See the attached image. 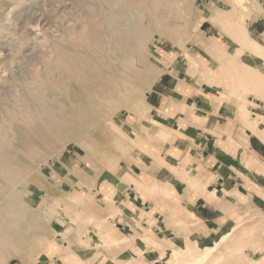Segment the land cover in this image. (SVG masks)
I'll list each match as a JSON object with an SVG mask.
<instances>
[{"label":"rangeland","instance_id":"1","mask_svg":"<svg viewBox=\"0 0 264 264\" xmlns=\"http://www.w3.org/2000/svg\"><path fill=\"white\" fill-rule=\"evenodd\" d=\"M208 1L209 0H130V5L134 10L128 11L129 15L122 14L118 16L122 17V23L124 24L127 23L129 18H131L132 24L130 26L134 29L135 12L141 9L145 10V12L147 11L146 18L141 20L142 22H139V24L142 23L143 26L146 27L147 33L144 39L142 38L141 40L140 37L138 38V34L134 33L135 35L132 41L133 46L128 51L131 53H128L127 51V53H124L119 49L113 53L108 49L109 46L107 44L108 41L106 37L99 34L98 32V29L102 28V26L89 24V20H87L86 17L82 15V13L80 14V7L82 8L83 6V1L81 0H68L67 2L70 5L68 3H66L67 5L65 3L61 4L62 0H13L11 2L10 0H0V77H2V80H5L10 76L9 74L14 68V64H17L20 61V63L23 64L21 67L26 66L28 69L29 67L24 64V62L29 61L27 64H31L30 66L35 65L32 66L33 68L31 67L34 70L33 72L36 73V75L38 73L40 74L39 69H41V67H43L45 64V60L42 57L49 58L51 56L50 58H52L54 56V53L51 51V40H48L47 38L49 36H51V38L57 37V40L61 41L62 44L69 45L70 53L77 57L73 59V65L76 64L75 66L79 70L81 69L80 77H78V75H70L66 71L63 73L64 70L61 68H53V75L51 74V78L49 80L42 78L39 79L40 86L43 87V89L50 91L51 95L55 94L58 99H61L60 101H63L68 105H74L75 107L77 106L76 108L71 107V110H69L66 114L68 116L65 115V124L63 123V125L59 128L55 127L51 129L44 116H39L35 118V121L32 120L30 123H27L20 112H18L17 115L12 118V122L9 124L11 125V130L16 131L20 135H26L27 137H30V141H35L36 139V133L34 129L37 127L41 128L46 132V134L49 135L53 145L51 144L46 148L39 146L38 153L36 156H31L30 160L27 159L30 157V155L27 154L28 151H23L20 149L22 153H19V149H17L18 151L16 152V158H18L19 163H16L18 170L15 171H18L16 173H20L21 177L15 182L11 183V181L4 174L1 173L4 176L0 174V185H2L0 186V191H2L0 192V228L2 231V238L0 239V264H2V261L4 264H57L52 260L48 261L50 258L46 259L48 256L47 250L48 248L52 247H49L50 243L46 241L48 237H46V239L43 237L46 236L47 230H49L51 225L55 222L71 227V231L76 230L79 236L78 238L80 246H83L86 249H91L92 243L83 239V236L89 239V234L94 232L88 228L92 226L97 228L101 224V226L106 229L107 232L101 234V242L97 243L98 251L96 258L100 257L102 260L92 261L91 263L86 264H148L143 262V260L136 259L127 263H122L120 261L109 263L108 258H110L111 254H115V252H113L115 249L120 250L122 247H129L130 245V241L126 239L119 241L118 239L112 238V236H114L113 227L111 226L112 223L110 224L106 217L111 216L114 218L116 216V209L113 208V213H109L107 209L108 205H114V202L108 198V194L106 195V198H98L99 200H96L93 198V195L87 196L83 192L77 193L68 188V185L65 183H69L70 185H72V183L68 181L69 178L67 179V171L62 168V154L66 150H72L75 152L77 157L84 161L85 167L89 168V170H91L93 173L96 172L98 174L108 172L109 170L112 172L118 171L119 161H126L127 157H129V152L131 149H140L145 154L157 158V155H154L151 149L148 147L144 148V146H147L149 142L144 140L142 141L138 135H136L135 139H132L130 136H128L129 134H126L127 131H125V126L129 127V125H131L130 121H133L132 118L139 117V119H142L143 114L145 115V92L162 72L161 66L163 58L160 57L162 55L160 51L161 47L165 49H174L176 52H188V48L192 47V53L197 54V56H201V58L204 60L198 59V61H196L187 56L192 60L191 63L193 69L190 72L191 77L196 78L199 75V77H201L204 81L209 80L210 85H214L216 88L223 86V88L219 90L231 95L233 98H236L237 94H241V96L246 99L253 96L261 97L260 95L264 92V75H262L260 72L264 74V65L261 64V66H259V64L254 63L253 56L255 55L264 61V50L261 54H257L252 49L247 47L241 48V46L235 42L232 35L234 28L236 29L237 26H243L244 30L247 31V39H250L251 42L257 41L247 30V22L244 20V18L247 17L244 14L246 9L244 0H229V4L226 2L225 4L219 5V7L215 9L211 8L212 6ZM212 1L214 0H211V2ZM103 2L106 3L108 7L106 4H103ZM120 2H122V0H94L97 9L99 11H103L104 13L105 10L108 12V10L112 9V7L114 8L113 10L118 11V13H123V10L120 8ZM111 3L113 6H111ZM178 3L180 4L179 6ZM60 4L62 6H60ZM157 4H160V8H158V10L156 9ZM149 6H152L155 12ZM72 7L76 8L73 9ZM66 10L69 12V15ZM207 10H210L209 16L211 18L205 15ZM78 11L79 15H77ZM180 11H184L183 14ZM9 13L13 14V18H8L7 14ZM189 13L191 17L189 16ZM77 16L79 18H77ZM80 16H83V18ZM171 16L176 20L170 18ZM41 17L49 22L47 30L45 31H40V26L36 24V20ZM70 17L72 22L69 20ZM204 17L209 19L215 26V30L209 32L207 35L202 32L203 29L199 28L200 23L205 19ZM212 17L217 18L218 21L213 20ZM168 18L171 20H168ZM76 19H79L77 23H75ZM170 21L173 22L170 23ZM27 22H29V25ZM50 23H52V25ZM172 23H174L176 26ZM74 24L84 28V30L82 28L81 31L82 37L78 38L77 35L68 33L65 34V32L62 31V28L65 26ZM173 26H175V28ZM227 26L228 28H226ZM24 27L26 28L24 29ZM90 29L95 31V33L91 36L88 35V31ZM50 31H54L55 33ZM27 32L29 34L33 33L34 35H37L38 39L33 43H26L23 40V37ZM52 33L55 36H53ZM210 34H215L219 38L212 39L209 37ZM63 35H65V38ZM196 37L198 38V41ZM135 39L139 41L138 47L135 46ZM259 43L264 45L262 42ZM204 44L213 48V52H209L207 49H205ZM43 51L45 53H42ZM7 54L12 57L7 58ZM110 56L114 58V61L112 62L114 65L112 67L108 66L110 63L108 60L110 59ZM102 59H104L106 62ZM202 61L205 62V64H203ZM124 62H127V65L124 64V67L122 68L121 65ZM229 62L230 64L227 65ZM96 64H98V67ZM195 65L197 67H195ZM256 65L259 67V70H257L258 67ZM128 69H130V71ZM211 69L215 71L214 75L218 77L217 79H214L213 74H211L213 73ZM207 71H210V73ZM105 73L107 75H104ZM125 74L131 78L129 80L126 79ZM139 75L141 77H139ZM74 78H76V80ZM133 79L138 81L135 82ZM72 80L75 81L72 82ZM117 81L119 82V85ZM199 82L201 83V80ZM16 83L19 84L17 85ZM16 83L13 84L12 82H6L5 84L7 88H16L18 91L21 90L19 88L24 89V85L22 83L21 86L19 81H16ZM121 83L125 85L122 86ZM58 84L61 90L63 89V91L59 92L57 90L56 92L53 90ZM83 84L85 86L87 85V87L83 86ZM120 84L122 86L121 88ZM131 85L133 86L131 87ZM17 86L20 87L17 88ZM119 89L122 90V92ZM78 95L79 97H77ZM77 98L79 103L77 102ZM107 100H109L108 103ZM114 101L116 103H114ZM2 102L5 101L2 100L0 105L3 104ZM240 109L243 111L241 115L244 119H251L252 116L255 117L252 115L249 108L243 109L241 107ZM260 111L263 112L264 109L259 108L254 112L258 113ZM105 118L106 120H104ZM34 122L37 123L35 124ZM17 125H20L22 128L19 127L17 129ZM29 125L33 127L31 128ZM25 127H29L31 130ZM139 139L141 141H138ZM20 161L22 162L20 163ZM157 161L160 167L165 166L171 171H175V169L169 166V163L165 162V160L161 159V157H159ZM22 171L25 173L23 174ZM20 180H24L25 183L24 181L22 183ZM184 180L189 182L193 188H198L201 183V181H198V179H190L188 177H185ZM147 182L148 181L142 178V182L140 183L148 186ZM18 184L19 186L17 187L16 185ZM156 185L157 184L154 183L153 192H150L149 194L151 200L163 199L167 204L171 203L173 201V197H165H169L171 195L170 191H165L164 188L159 187L161 190L164 189V191H160L159 189H156ZM13 189L14 191L16 189L17 195L19 196L15 195L16 192H13ZM157 190L160 192L158 193ZM11 193H13V197ZM22 193L25 194L23 195ZM159 195H161L162 198H159ZM9 197L11 200L7 199ZM21 198L23 200L22 202ZM53 200L54 202H52ZM44 202L46 203L44 204ZM9 204L10 208L8 206ZM16 207L19 208L17 209ZM173 208H167V211L171 213V215L181 216L180 219L183 221L177 224L169 223L168 227L173 232L177 228L180 229V232L178 231L179 237L182 238L180 235H187L192 229L197 230L199 227H201L198 221H195L189 216L184 218L183 214ZM24 209L25 211H23ZM46 214H48V216ZM9 215L12 216L10 217ZM23 215H26L27 217ZM46 217H48V219ZM17 218H20L21 221H19ZM18 221L21 222L20 225H18ZM234 222L235 226L228 234L214 237L207 236V238L203 240V244L200 246H191L189 243L184 245L183 239L177 241L179 244L175 243V245H172L169 243L167 250L169 253L172 252L173 255L170 262L163 261L161 264H262L260 259L264 256V214L255 216L250 212L243 213V216L237 218ZM31 225L33 227L35 226V230L32 229ZM39 234L40 236H38ZM39 237H41V239H37ZM83 240H85V242H83ZM144 240L148 242L149 245H152L153 243V241L148 240V238H145ZM5 241L10 244H4ZM43 242L45 244H43ZM110 243H114V245H111ZM13 246H17L18 248L16 249L19 251H15L16 249ZM67 263L71 264L73 262L68 261Z\"/></svg>","mask_w":264,"mask_h":264},{"label":"crops","instance_id":"2","mask_svg":"<svg viewBox=\"0 0 264 264\" xmlns=\"http://www.w3.org/2000/svg\"><path fill=\"white\" fill-rule=\"evenodd\" d=\"M226 2L229 4V0H214L210 2L211 8ZM244 2L247 30L253 38L264 43V0ZM199 28L205 35L215 30L209 19H204ZM209 37L219 38L215 34ZM160 51L162 72L145 92V115L142 119L132 118L131 125L125 126L126 134L132 139L138 135L142 141L149 142L144 148L151 149L157 158L140 149H131L127 160L119 161L118 171L98 174L85 167L84 161L72 150L62 154V168L72 183H65L68 188L87 196L93 195L96 200L106 198L108 194L114 202L107 209L109 213L116 209V216L106 217L112 223V238L126 239L130 245L115 249V254L108 258L109 263H127L135 259L148 264L170 262L173 253L167 250L169 243L175 245L183 239L184 245L200 246L207 236L228 234L235 226L234 221L243 213L264 214V111L254 112L264 109V92L261 97L246 99L237 94L233 98L219 90L223 86L216 88L199 75L191 77V59L204 60L192 53V47L188 52L163 47ZM253 57L254 63L264 65L263 60ZM211 71L217 79L215 71ZM241 107L249 108L255 117L244 119ZM159 157L175 171L160 167ZM126 175L139 182L144 178L148 181V188L140 190L133 182L127 184L124 181ZM185 177L198 179L200 186L191 187ZM154 183L170 191L171 195L165 197H173L174 202L167 204L163 199L151 200L149 192H153ZM173 207L183 213L184 218L189 216L198 221L201 227L179 237L180 229L173 232L168 227L169 223L183 221L181 216L167 211ZM88 229L94 232L89 234V239L85 236L83 239L92 243L91 249L80 246L76 230L71 231V227L62 223L52 224L46 233L49 247H52L48 248L46 259L57 264L101 261L100 257L96 258L97 243L101 242V234L107 231L101 224ZM145 238L153 241L152 245ZM260 261L264 264V256Z\"/></svg>","mask_w":264,"mask_h":264},{"label":"bare ground","instance_id":"3","mask_svg":"<svg viewBox=\"0 0 264 264\" xmlns=\"http://www.w3.org/2000/svg\"><path fill=\"white\" fill-rule=\"evenodd\" d=\"M6 1V0H5ZM11 1H13V0H10V2ZM60 1V0H59ZM68 0H62V3L61 4H66V3H68L67 2ZM76 1V0H75ZM80 1V0H79ZM81 1H83L82 2V4H83V6H82V8L80 7V10L79 11H81L80 12V14L82 13V15L84 16V17H86V19L87 20H89V24H95V25H100V26H102V28H100V29H98V32H99V34H101V35H103L104 37H106V39H107V41H108V46H109V51L110 52H115L117 49H119V50H122V52H124V53H127L130 49H131V47L133 46V44H132V41H133V37H134V33H136V34H138V38L140 37V40L143 38L144 39V37H145V35H146V33H147V29H146V27L145 26H143V24L141 23V24H139V22H142L141 20H143V19H145L146 18V12H145V10H143V9H141V10H137L136 12H135V22H134V29L130 26L131 24H132V22H131V18H129L128 20H127V23H122V21H123V19H122V17H120V16H118V15H122V14H128L129 12L128 11H133L134 9L131 7V5H130V0H122V2H120L121 4V9L123 10V13H118V11H115V10H113L114 8L112 7V9H110V10H108V12H106V10H105V13L103 12V11H99L98 9H97V6H96V4L94 3V0H81ZM101 1V0H100ZM102 1H104V0H102ZM109 1H111V0H109ZM70 2V1H69ZM73 2V1H72ZM107 2V1H106ZM169 2V1H168ZM208 2H211V0H209ZM56 3H57V1H56ZM109 3V2H108ZM5 4V3H4ZM59 4V3H58ZM60 4V6H62ZM69 4V3H68ZM77 4V3H76ZM103 4H106V3H104L103 2ZM170 4H171V2H170ZM67 5V4H66ZM70 5V4H69ZM74 5V4H73ZM107 5V4H106ZM143 5V4H142ZM176 5V4H175ZM180 4L178 3V6H179ZM59 6V7H60ZM103 6V5H102ZM111 6H113L112 5V3H111ZM107 7H108V5H107ZM144 7V6H143ZM152 10H153V8H152V6H149ZM172 7V6H171ZM61 8V7H60ZM63 8V7H62ZM73 9L74 8H76V7H72ZM158 8H160V4H157L156 5V9L158 10ZM145 9V8H144ZM69 10H70V8H69ZM72 10V9H71ZM101 10V9H100ZM151 10V11H152ZM161 10H162V8H161ZM175 10H177V9H175ZM1 11V10H0ZM79 11H78V14L77 15H79ZM154 11V10H153ZM210 10H207L206 11V13H205V15L208 17L209 16V12ZM46 12H47V10H46ZM66 12H67V10H66ZM155 12V11H154ZM153 12V13H154ZM160 12V11H159ZM165 12V11H164ZM180 12H182V11H180ZM184 12V11H183ZM183 12H182V14H183ZM49 13V12H48ZM68 13V15H69V12H67ZM66 13V14H67ZM72 13V12H71ZM70 13V14H71ZM152 13V12H151ZM150 13V14H151ZM166 13V12H165ZM21 14V13H20ZM65 14V13H64ZM160 14V13H159ZM162 14V13H161ZM168 15H170L169 13H167ZM175 14V13H174ZM73 15V14H72ZM129 15V14H128ZM149 15V14H148ZM7 16H8V18L10 19V18H13V14L12 13H9V14H7ZM17 16V15H16ZM16 16H15V18H16ZM52 16V15H51ZM83 16H80V17H82L83 18ZM160 16V15H159ZM162 16V15H161ZM166 16V15H165ZM164 16V17H165ZM173 16V15H172ZM172 16L170 17V18H172ZM176 16V15H175ZM189 16H190V13H189ZM46 17V16H45ZM74 17V16H73ZM153 17V16H152ZM191 17V16H190ZM210 17V16H209ZM76 18V17H75ZM77 18H79L78 16H77ZM81 18V19H82ZM154 18V17H153ZM160 18H162V17H160ZM170 18H168V20L170 19ZM205 18V17H204ZM211 18V17H210ZM17 19V18H16ZM15 19V20H16ZM74 19V18H73ZM85 19V18H84ZM163 19V18H162ZM172 19H174V18H172ZM181 19V18H180ZM183 19V18H182ZM206 19V18H205ZM212 19L213 20H215V21H218V19L217 18H214V17H212ZM69 20H71V17H70V19ZM164 20H166V19H164ZM167 20V21H168ZM171 20V19H170ZM174 20H176V19H174ZM187 20H188V18H187ZM11 21V20H10ZM37 21V25H39L40 26V31H45V30H47V26L49 25V22L46 20V19H44L43 17H41V18H39V19H37L36 20ZM79 21V19H76V22L75 23H77ZM82 21V20H81ZM96 21V22H95ZM147 21V20H146ZM145 21V22H146ZM182 21H184V20H182ZM14 22V21H13ZM66 22V21H65ZM71 22H72V20H71ZM83 22V21H82ZM81 22V23H82ZM125 22V21H124ZM144 22V23H145ZM149 22V21H148ZM171 22H173V21H170V23ZM29 22H27V24H28ZM67 23H69V22H67ZM80 23V22H79ZM78 23V24H79ZM20 24V23H19ZM27 24H26V26H27ZM51 25H52V23H50ZM172 24H174V23H172ZM171 24V25H172ZM178 24V23H177ZM189 24V23H188ZM29 25V24H28ZM55 25V24H54ZM86 25H88V24H86ZM175 25V24H174ZM17 26V25H16ZM20 26V25H19ZM168 26H170V25H168ZM176 26V25H175ZM175 26H173L174 28H175ZM88 27V26H87ZM164 27H165V25H164ZM181 27V26H180ZM183 27H184V25H183ZM182 27V28H183ZM192 27V26H191ZM26 27H24V29H25ZM82 28L83 27H81V26H78L77 24H74V25H67V26H65L64 28H62V31L63 32H65V34H74V35H77V37L78 38H80V37H82V34H81V31H82ZM149 28V27H148ZM172 28V27H171ZM226 28H228V26L226 27ZM184 29V28H183ZM83 30H84V28H83ZM151 31V30H150ZM179 31V30H178ZM20 32V31H19ZM18 32V33H19ZM39 32V31H38ZM48 32V31H47ZM50 32H54V31H50ZM57 32V31H56ZM158 32V31H157ZM160 32V31H159ZM162 32V31H161ZM23 33V32H22ZM35 33V32H34ZM46 33V32H45ZM55 33V32H54ZM95 33V31L93 30V29H90L89 31H88V35L89 36H91V35H93ZM97 33V32H96ZM163 33V32H162ZM39 34V33H38ZM51 34V33H50ZM53 34V33H52ZM193 34V33H192ZM48 35V34H47ZM47 35H46V37H47ZM186 35H187V33H186ZM191 35V34H190ZM232 35H233V38H234V40H235V42L239 45V46H241V48H245V47H247V48H249V49H252L254 52H256L257 54H261L262 52H263V50H264V45H262L261 43H259V42H255V41H252L251 42V40L250 39H247V31L246 30H244V28H243V26H237V28L235 29H233V31H232ZM53 36H55L54 34H53ZM63 37L65 38V35H63ZM195 37V36H194ZM199 37V36H198ZM48 38V40L50 39L51 41V51L54 53V56L52 57V58H46V57H42V58H44V60H45V64H44V66L43 67H41V69H39L40 70V74L38 73L37 75H36V73H34L33 71V67L32 66H35V65H32V66H30L31 64H27V62H29V61H25L24 62V64H26L28 67H29V69L26 67H21V65H23V64H21L20 62V64L19 63H17V64H14V68L10 71V76L9 77H7L5 80H2L1 78L2 77H0V102L2 101V100H4L5 102H2L3 104H1L0 105V125H1V131H0V174L2 173V174H4L10 181H11V183H13V182H15L18 178H20L21 177V174L20 173H16V172H18V171H15V170H18V168H17V165H16V163L18 162L19 163V161H18V158H16V155H17V149H19V153L21 152L20 151V149L21 150H23V151H28V155H30V157H28L27 159H29L30 160V158H31V156H36V154L38 153V148H39V146H42V147H44V148H46V147H49L51 144L53 145V143L51 142V139H50V137H49V135L48 134H46V132L45 131H43L41 128H35L34 130H35V133H36V139H35V141H30L29 140V138L30 137H27L26 135L24 136V135H20L19 133H17L16 131H14V130H11V125H9L12 121V118L15 116V115H17V113L18 112H20L21 114H22V116L24 117V119L26 120V122L27 123H30L32 120H34L35 121V118H37V117H39V116H44L45 118H46V122L49 124V127L51 128V129H53V128H59V127H61L62 125H63V123H64V121H65V119L66 118H64L65 117V115L68 113V111L69 110H71V107L72 108H76L74 105H68V104H66V103H64L63 101H60L61 99H58L57 97H56V95L54 94V95H51L50 94V91H47V90H45V89H43V87H41L40 86V84H39V79L40 78H42V79H45V80H49L50 78H51V74L53 73L52 72V70H53V68L54 69H59V68H61V69H63L62 71H63V73L66 71L68 74H70V75H78V77H80V75H81V72H80V70L75 66L76 64H74L73 65V63H72V61H73V59L74 58H77V57H75L73 54H71L70 53V47H69V45H67V44H62V42L61 41H59V40H57V37L56 38H54V37H52L51 38V36H49V37H47ZM73 38V37H72ZM71 38V39H72ZM187 38H188V36H187ZM197 38V37H196ZM201 38V37H200ZM199 38V39H200ZM38 39V37H37V35H34L33 33L31 34H29L28 32L26 33V35H24V37H23V40L26 42V43H33L35 40H37ZM39 39H40V37H39ZM78 40V39H77ZM136 40V39H135ZM192 40V39H191ZM15 41V40H14ZM74 41V40H73ZM189 41V40H188ZM193 41V40H192ZM197 41H198V38H197ZM48 42V41H47ZM136 42V47H138L139 46V41L138 40H136L135 41ZM191 42V41H190ZM25 43V44H26ZM77 43V42H76ZM106 44V43H105ZM79 45V44H78ZM206 44H204V47H205V49H207L209 52H213L212 50H213V48H211V47H208L207 45L205 46ZM11 46V45H10ZM21 46V45H20ZM19 46V47H20ZM50 46V45H49ZM61 46V47H60ZM73 46V45H72ZM80 46H81V44H80ZM84 46V45H83ZM107 46V47H108ZM214 46V45H213ZM106 47V48H107ZM86 48V47H85ZM215 48V47H214ZM17 49H18V47H17ZM74 49V48H73ZM72 49V50H73ZM216 49V48H215ZM214 49V50H215ZM47 51H48V49H47ZM51 51H50V53H51ZM68 51V52H67ZM75 51V50H74ZM78 51V50H77ZM96 51V50H95ZM127 51V52H126ZM49 52V51H48ZM71 52H73V51H71ZM76 52V51H75ZM86 52H87V50H86ZM90 52H93V51H90ZM96 52H98V51H96ZM107 52V51H106ZM109 52V53H110ZM42 53H45L44 51L42 52ZM47 53V52H46ZM81 53V52H80ZM89 53V52H88ZM108 53V54H109ZM128 53H131V52H128ZM15 54V53H14ZM98 54V53H97ZM13 55V54H12ZM103 55H104V53H103ZM176 55V54H175ZM3 56V55H2ZM99 56V55H98ZM12 56H10L9 54H7V58H11ZM95 57H96V55H95ZM100 57V56H99ZM109 57V56H108ZM125 57V56H124ZM30 58V57H29ZM46 58V59H45ZM103 58V57H102ZM5 59V58H4ZM23 59V58H22ZM39 59V58H38ZM97 59V58H96ZM42 60V59H41ZM102 60H104V59H102ZM109 61H110V63H109V65L108 66H110V67H112L114 64H112V62L114 61V58L112 57V56H110V59H108ZM105 61V60H104ZM32 62V61H31ZM44 62V61H43ZM77 62V61H76ZM88 62H89V60H88ZM92 62V61H91ZM94 62V61H93ZM106 62V61H105ZM116 62V61H115ZM203 62V61H202ZM117 63V62H116ZM127 62H124L121 66H122V68L124 67L123 65L124 64H126ZM34 64V63H33ZM40 64V63H39ZM78 64V63H77ZM118 64V63H117ZM135 64V63H134ZM203 64H205V62H203ZM230 64V62L229 63H227V65H229ZM15 65H16V67H15ZM37 65V64H36ZM97 65V67H98V64H96ZM127 65V64H126ZM79 66V65H78ZM134 66V65H133ZM32 67V68H31ZM91 67H92V64H91ZM195 67H197L196 65H195ZM117 68V67H116ZM115 68V69H116ZM60 69V70H61ZM97 69V68H96ZM102 69V68H101ZM127 69V68H126ZM136 69H138V68H136ZM38 70V69H37ZM37 70H36V72H37ZM38 70V71H39ZM107 70V69H106ZM125 70V69H124ZM129 71H130V69H128ZM141 70V69H140ZM0 71H1V68H0ZM118 71V70H117ZM116 71V72H117ZM143 71V70H142ZM132 73V72H131ZM145 73V72H144ZM66 74V73H65ZM119 74V73H118ZM143 74V73H142ZM53 75V74H52ZM63 75V74H62ZM104 75H107L106 73L104 74ZM114 75V74H113ZM135 75V74H134ZM133 75V76H134ZM140 75H141V73H140ZM139 75V77H141ZM56 76V75H55ZM110 76V75H109ZM112 76V75H111ZM125 76H126V79H130L131 77L130 76H127L126 74H125ZM138 77V78H139ZM77 78V77H76ZM76 78H74L75 80H76ZM114 78V77H113ZM119 78V77H118ZM122 78H123V75H122ZM149 79V78H148ZM75 80H72V82L73 81H75ZM97 80V79H96ZM95 80V81H96ZM122 80V79H121ZM134 80V79H133ZM145 80V79H144ZM144 80H142V81H144ZM16 81H19L20 82V86H21V83L24 85V89L23 88H19L18 86H17V88H19V89H23V91L21 92V90H16V88H7V86H6V82H8V83H10V82H12L13 84L14 83H16ZM54 81H55V78H54ZM89 81V80H88ZM93 81V80H92ZM91 81V82H92ZM116 81V80H115ZM120 81V80H119ZM135 81V80H134ZM138 81V80H137ZM137 81H135V82H137ZM118 82V81H117ZM117 82H116V84H117ZM123 82V81H122ZM125 83V82H124ZM144 83V82H143ZM146 83V82H145ZM17 84V83H16ZM19 84V83H18ZM17 84V85H18ZM69 84H70V82H69ZM79 84V83H78ZM87 84H89V83H87ZM122 84V83H121ZM121 84H120V88L123 86V85H125V84H122V86H121ZM147 84V83H146ZM97 85V84H96ZM99 85V84H98ZM118 85H119V82H118ZM118 85H116V86H118ZM148 85V84H147ZM69 86V85H68ZM83 86H85L84 84H83ZM108 86V85H107ZM130 86V85H129ZM133 85H131V87H132ZM134 86H135V84H134ZM85 87H87V85L85 86ZM105 87V86H104ZM109 87V86H108ZM126 87V86H125ZM137 87V86H136ZM69 88V87H68ZM115 88V87H114ZM117 88V87H116ZM142 88V87H141ZM146 88V87H145ZM85 89V88H84ZM83 89V90H84ZM90 89V88H89ZM96 89V88H95ZM53 90H55L56 92H57V90L59 91V92H61V91H63V89L61 90V88L59 87V84L57 85V86H55L54 87V89ZM68 90V89H67ZM97 90V89H96ZM120 90V89H119ZM119 90H117V91H119ZM126 90V89H125ZM141 90V89H140ZM139 90V91H140ZM149 90V89H148ZM65 91V90H64ZM69 91V90H68ZM86 91V90H85ZM114 91H115V89H114ZM121 92H122V90H120ZM100 92V91H99ZM116 92V91H115ZM127 92V91H126ZM141 92H142V90H141ZM67 93V92H66ZM86 93V92H85ZM120 93V92H119ZM129 93V92H128ZM135 93V92H134ZM68 94V93H67ZM79 94H81V93H79ZM84 94V93H83ZM108 94V93H107ZM122 94V93H121ZM129 94H131V93H129ZM141 94V93H140ZM88 95V94H87ZM91 95V94H90ZM110 95V94H109ZM82 96V95H81ZM93 96V95H92ZM100 96V95H99ZM123 96V95H122ZM124 96H125V94H124ZM127 96V95H126ZM133 96V95H132ZM131 96V97H132ZM69 97V96H68ZM77 97H79V95L77 96ZM82 97H84V96H82ZM95 97V96H94ZM114 97H116V96H114ZM118 97H119V95H118ZM117 97V98H118ZM100 98V97H99ZM108 98V97H107ZM71 99V98H70ZM80 99V98H79ZM110 99H112V98H110ZM109 99V100H110ZM119 99V98H118ZM75 100V99H74ZM81 100V99H80ZM84 100V99H83ZM98 100V99H97ZM96 100V101H97ZM109 100H107V103H108V101ZM115 100V99H114ZM117 100V99H116ZM72 101V100H71ZM93 101V100H92ZM120 101H121V99H120ZM70 102V101H69ZM74 102V101H73ZM77 102H78V98H77ZM85 102V101H84ZM98 102V101H97ZM100 102V101H99ZM111 102V101H110ZM113 102V101H112ZM71 103V102H70ZM75 103V102H74ZM79 103V102H78ZM114 103H116L115 101H114ZM110 104V103H109ZM85 105V104H84ZM84 108H85V106H84ZM243 108V107H242ZM75 111H76V109H75ZM84 111H85V109H84ZM72 112V111H71ZM81 112L83 113V111L81 110ZM85 113V112H84ZM88 113H91V112H88ZM96 113V112H95ZM102 114V113H101ZM71 115V114H70ZM80 115V114H79ZM84 115V114H83ZM87 115V114H86ZM66 116H68V115H66ZM72 116V115H71ZM81 118V117H80ZM43 119V118H42ZM85 119V118H84ZM22 120V119H21ZM85 120H87V119H85ZM104 120H106V118L104 119ZM38 121V120H37ZM67 121V120H66ZM79 121V120H78ZM24 122V121H23ZM23 122H21V123H23ZM40 122H41V120H40ZM35 123V122H34ZM37 123V122H36ZM35 123V124H36ZM67 123V122H66ZM82 123V122H81ZM18 124V123H17ZM65 124V123H64ZM112 124V123H111ZM22 125V124H21ZM71 125V124H70ZM90 125V124H89ZM100 125V124H99ZM14 127H16V126H14ZM19 127H21L20 125H17V129L19 128ZM29 127H31L30 125H29ZM29 127H25V128H29ZM33 127V126H32ZM31 127V128H32ZM22 128V127H21ZM107 128V127H106ZM61 129V128H60ZM63 129V128H62ZM90 129V128H89ZM108 129V128H107ZM23 130H25V129H23ZM29 130H31L30 128H29ZM109 130V129H108ZM113 130V129H112ZM27 131V130H26ZM56 131V130H55ZM57 131H59V130H57ZM111 131V130H110ZM166 133V132H165ZM25 134V133H24ZM52 134V133H51ZM31 136V135H30ZM64 149V148H63ZM44 151H45V149H44ZM43 151V152H44ZM42 152V153H43ZM49 152V151H48ZM22 153V152H21ZM44 154V153H43ZM42 154V155H43ZM46 155V154H45ZM48 155V154H47ZM51 157V156H50ZM34 160V159H33ZM35 161V160H34ZM22 161H20V163H21ZM28 162V161H27ZM30 162V161H29ZM33 164H34V162H33ZM29 165V164H28ZM45 165V164H44ZM19 166H20V164H19ZM40 167H42V166H40ZM40 167H39V169H40ZM16 168V169H15ZM173 168V167H172ZM110 171V170H109ZM26 172H27V170H26ZM22 173H23V171H22ZM25 173V172H24ZM23 173V174H24ZM111 173V172H110ZM1 174V175H2ZM127 174V173H126ZM4 175H2V176H4ZM26 175V174H25ZM25 177H27V176H25ZM30 177V176H29ZM124 178V177H123ZM22 179V178H21ZM27 179V178H26ZM7 180V179H6ZM21 181V180H20ZM24 181V180H23ZM23 181H21L22 183H23ZM124 181L125 182H127V184L128 183H132L133 182V184L135 185V187H137V188H139L140 190L141 189H145L146 187L148 188V186H145L144 184H142V183H140V182H138V181H136L135 179H133V178H131L129 175H126V177L124 178ZM123 181V182H124ZM7 182H8V180H7ZM6 182V183H7ZM155 182V181H154ZM9 183V182H8ZM24 183H25V181H24ZM2 184V183H1ZM15 184V183H14ZM20 184V183H19ZM19 184L18 185H16L17 187L19 186ZM126 184V183H125ZM153 184V183H152ZM157 184V183H156ZM11 185H13V184H11ZM131 185V184H130ZM0 186H2V185H0ZM14 186V185H13ZM158 186V185H157ZM156 186V189H159L160 191H164V189L163 190H161L160 188H158ZM9 187H10V184H9ZM12 187V186H11ZM16 187V188H17ZM24 187V186H23ZM22 187V188H23ZM13 188H15V187H13ZM26 188V187H25ZM27 188H28V186H27ZM20 191V190H19ZM137 191V190H136ZM145 191H147L148 192V190H145ZM158 191V190H157ZM160 191H158V193L160 192ZM0 192H2V191H0ZM4 192V191H3ZM13 192H16V189H15V191H14V189H13ZM23 192V191H22ZM150 193V192H149ZM155 193V192H154ZM12 194V197H13V193H11ZM23 194V193H22ZM25 194V193H24ZM23 194V195H24ZM148 194V193H147ZM15 195H17V192H16V194ZM32 195V194H31ZM107 195V194H106ZM157 195V194H156ZM190 195V194H189ZM17 196H19V195H17ZM21 196V195H20ZM8 197V196H7ZM11 197V196H10ZM7 198V199H10L11 200V198ZM108 198H110V197H108ZM19 199V198H18ZM42 199V198H41ZM46 199V198H45ZM49 199V198H48ZM10 200H8V201H10ZM104 200H106V199H104ZM12 201H14V200H12ZM19 201V200H18ZM17 201V202H18ZM23 200H22V198H21V202H22ZM4 202V201H3ZM16 202V203H17ZM42 202V201H41ZM52 202H54V200L52 201ZM163 202V201H162ZM10 203V202H9ZM43 203V202H42ZM46 202H44V204H45ZM164 204H165V202H163ZM14 204V203H13ZM53 204V203H52ZM60 204V203H59ZM70 204V203H69ZM18 205V204H17ZM27 205V204H26ZM71 205V204H70ZM73 205V204H72ZM82 205V204H81ZM9 206V208H10V204L8 205ZM66 206V205H65ZM75 206V205H74ZM73 206V207H74ZM77 207V206H76ZM112 207V206H111ZM17 209L19 208V207H16ZM20 208H21V204H20ZM11 209H12V207H11ZM26 209V208H25ZM25 209L23 210V211H25ZM31 209V208H30ZM41 209V208H40ZM39 209V210H40ZM74 209H76V208H74ZM174 209V208H173ZM10 210V209H9ZM15 210V209H14ZM38 210V211H39ZM47 210V209H46ZM171 210V209H170ZM177 210V209H176ZM10 211H12V210H10ZM35 211V210H34ZM45 211V210H44ZM48 211V210H47ZM172 211V210H171ZM13 212V211H12ZM30 212H31V210H30ZM24 213H26V212H24ZM28 213V212H27ZM47 213V212H46ZM9 214V213H8ZM8 214H7V217H8ZM14 214H15V212H14ZM21 214V213H20ZM49 214V213H48ZM48 214H46L47 216H48ZM55 214V213H54ZM176 214V213H175ZM183 214V213H182ZM43 215H44V213H43ZM177 215V214H176ZM10 216V215H9ZM12 216V215H11ZM10 216V217H11ZM14 216V215H13ZM20 216V215H19ZM19 216H16V217H19ZM23 216H26V215H23ZM80 216V215H79ZM78 216V217H79ZM82 216V215H81ZM27 217V216H26ZM44 217V216H43ZM53 217H54V215H53ZM47 219H48V217H46ZM19 221H21V219L20 218H17ZM22 219H23V217H22ZM45 219V218H44ZM46 219V220H47ZM50 220V219H49ZM52 220H53V218H52ZM5 221H7V220H5ZM17 221V220H16ZM18 221V222H19ZM48 221V220H47ZM106 221V220H105ZM108 221V220H107ZM13 222V221H12ZM18 222H14V223H18ZM28 222V221H27ZM26 222V223H27ZM20 223L21 222H19V224L18 225H20ZM52 223V222H51ZM28 224V223H27ZM12 226V225H11ZM32 226V225H31ZM18 227V226H17ZM35 227V226H34ZM34 227L32 226V229L33 230H35L34 229ZM82 227V226H81ZM12 228H14V227H12ZM27 228V227H26ZM16 229V228H15ZM18 229V228H17ZM37 229V228H36ZM39 229H40V227H39ZM185 229V228H184ZM11 230V229H10ZM19 231V230H18ZM138 231V230H137ZM180 232V231H179ZM2 231H1V228H0V239L2 238ZM28 233V232H27ZM77 233V232H76ZM38 236H40V234L38 235ZM43 237H45V239H46V237L47 236H43ZM9 238V237H8ZM81 238V237H80ZM37 239H41V237H39V238H37ZM43 239V238H42ZM46 241H48L49 242V240L48 239H46ZM136 241V240H135ZM0 242H1V240H0ZM3 242H4V240H3ZM45 242V241H44ZM43 242V244H45ZM4 244H7V245H9L6 241H5V243ZM13 245V244H12ZM6 246V245H5ZM15 249L16 248H18L17 246H13ZM109 248V247H108ZM14 249V250H15ZM123 249V248H122ZM13 250V251H14ZM18 249H16L15 251H17ZM19 251V250H18ZM116 251V250H115ZM110 252V251H109ZM16 253V252H15ZM14 255H16V254H14ZM17 257V256H16ZM39 258V257H38ZM27 261V260H26ZM1 262V261H0ZM2 264H4L3 263V261H2ZM23 264V263H22Z\"/></svg>","mask_w":264,"mask_h":264}]
</instances>
